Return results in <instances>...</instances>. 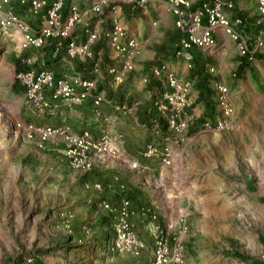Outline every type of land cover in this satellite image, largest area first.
<instances>
[{"label":"rangeland","instance_id":"374dc122","mask_svg":"<svg viewBox=\"0 0 264 264\" xmlns=\"http://www.w3.org/2000/svg\"><path fill=\"white\" fill-rule=\"evenodd\" d=\"M235 1L238 3L230 10L231 18H245V34L251 41L264 37L263 23L257 21L261 16L257 14L255 0ZM153 4L150 0L146 7L139 9L125 5L120 17L154 16ZM11 6L15 11L19 8L17 13L35 31L40 29L42 20L31 13L28 5L12 0ZM108 10L112 12L107 5L101 13L92 16L97 31L111 27L112 15L107 17ZM97 16L106 17L107 21L94 22ZM150 24L160 30L152 36L155 46H146L144 52L137 53L133 69L120 85L108 73V66L118 58L111 53L113 49L107 42L94 45V58L82 59L71 57L65 49L56 54L53 39L42 48L21 50L16 31L0 37V264H150L151 258L138 260L136 252L144 246L134 247L133 252L116 242L115 225L122 199L137 194L140 190L137 186H141L126 166L124 159L128 154L122 146L128 140L130 152L137 157L136 147L144 143L147 148L152 142L160 145L168 135L173 140L175 161L163 173L175 168L172 170L175 175L188 176L194 170L189 165L190 159L207 154L209 171L217 179L215 184L223 186L213 195L220 196L224 207L225 200L231 204L217 216L206 212L205 192L194 190L195 181L176 177L158 184L154 180L146 183L155 194L154 201L170 209L167 213L159 209V214L172 245V238L179 236L182 261L170 264H264V48L251 65L240 63L237 44L228 35H221L218 45L206 50L209 67L222 71L212 72L211 80L205 81L207 88L200 78L193 82L196 118L185 131L184 140L177 141L175 134L166 132L169 110L160 111L154 105L166 84L152 76L151 71L165 62L193 80L191 75L187 76L192 70L173 60L176 56L172 49L178 40L170 43L172 29L156 17ZM78 28L73 35L85 38L82 27ZM65 59L71 62V67L63 65ZM96 61L101 64L98 74L92 70ZM29 69L96 78L97 85L91 96H103L108 115L96 121L90 116L86 123L91 125L82 130H89L95 137L108 135L119 147V157L97 162L91 170L72 169L64 155L65 143L61 138L41 142L17 129V122L45 123L36 121L33 114L46 117L56 114H37L27 104L26 89L16 75ZM219 81H225L230 88L237 110L236 124L222 132L200 131L203 119H215L220 113L216 107L215 86ZM157 119L163 130L159 135L152 130ZM244 174L250 175V182L255 185L250 189L259 194L243 191L247 188L242 179ZM132 231L140 239V234L133 228ZM149 246L154 254V239Z\"/></svg>","mask_w":264,"mask_h":264},{"label":"built area","instance_id":"2783aa9c","mask_svg":"<svg viewBox=\"0 0 264 264\" xmlns=\"http://www.w3.org/2000/svg\"><path fill=\"white\" fill-rule=\"evenodd\" d=\"M150 0H93L86 9H81L79 3L68 0H19L28 5L31 13L42 20V25L35 31L11 6L12 0H0V37L9 31L19 34V48H42L49 39L56 41V54L65 49L74 58L91 59L95 56L94 45L99 42L107 44L116 52L117 62L108 66V73L116 84H123L134 67V60L141 49L139 37L130 32L120 17L123 6L132 9L144 8ZM257 11L264 18V0H255ZM169 11L175 18V25L180 32L173 53L183 59L188 68L194 67L196 49L208 50L218 45L217 32L222 30L233 39L241 56L240 63L251 65L259 57L264 48V37L259 36L251 41L245 34L247 22L243 16L231 18L229 10L235 7L229 0H166ZM111 6V27L97 31L91 18L102 12L105 6ZM82 27L85 38L80 40L73 31ZM101 54V51H98ZM31 61V60H29ZM93 73L98 74L101 64L96 61L92 65ZM217 72L215 66L209 67V72ZM152 76L164 80L166 87L160 97L154 102L157 109H168L166 115V132L175 134L177 141L184 140L185 131L194 123L193 80L187 78L167 63L161 62L152 68ZM236 75V74H235ZM18 81L26 89V102L37 114H55L61 105L73 106L83 102L96 88L97 79L82 74L57 75L49 69H29L16 75ZM147 80V78H145ZM216 107L219 115L205 118L201 122L200 131L222 132L231 130L236 124L237 110L230 97V88L222 81L216 82ZM103 100L101 94L95 95L94 103L99 105ZM16 128L24 130L28 138H38L41 142L61 138L64 143V155L69 167L78 170H91L97 162L120 155L119 147L113 144L109 136L104 134L93 136L89 130L73 133L64 125L52 126L34 122L16 123ZM156 135L163 132L157 119L152 128ZM173 140L166 136L162 144L152 142L143 153L146 157H156L160 160L161 172L170 168L174 161ZM136 170L143 168L140 160L131 162ZM140 212L148 217L147 230L155 242L154 254L150 264L180 263L179 236L171 237L160 222L159 212L151 206H142ZM134 213L132 201L125 197L118 209L115 225L117 244L126 250L143 247L144 243L132 231L131 216ZM137 254L139 251L136 252Z\"/></svg>","mask_w":264,"mask_h":264},{"label":"crops","instance_id":"0c3cea01","mask_svg":"<svg viewBox=\"0 0 264 264\" xmlns=\"http://www.w3.org/2000/svg\"><path fill=\"white\" fill-rule=\"evenodd\" d=\"M68 1H70V0H68ZM77 1L79 2V5L81 7H87L90 5V3L93 0H77ZM229 1H233L235 4V7L237 6V3H238L237 1H235V0H229ZM152 2H154L153 8H152V11L154 12V16H152L149 12V14H150L149 16L145 15L143 17H135V18L132 17L131 19H127L125 17L121 18L122 21L124 22V24L128 27V29L132 33L139 35L138 37L141 41V49H140L141 53L144 52V50H145L144 48L146 46L150 47V46L154 45L152 36L153 35L156 36L160 33L158 26H156V27L154 26V28H153L150 24V22L153 21L154 17L159 18V20L164 22L165 26L172 29V36H171L172 41L170 43H172L173 41L176 42L180 36V32L175 25V18L173 16V14L169 11L166 0H152ZM166 6H167V8H166ZM18 7H19V5H18ZM18 7H16L15 9H16V12L19 13ZM20 10L24 11V9H20ZM256 11H257V5H256ZM229 12H230V10H229ZM108 13L109 14L107 17L110 18V14L112 15V12L110 10H108ZM257 14L259 15L258 11H257ZM21 15L23 16V14H21ZM263 20H264V18L261 17L257 21L258 22L261 21L260 23H263V26H264V22H262ZM99 21H107V18L105 17V18L100 19V17L97 16L96 19L94 20V22H99ZM143 21H145V24ZM100 26H101V24H97V27H100ZM257 27H258V25H257ZM221 35L225 36L224 32L222 30H219L217 32L218 39H220ZM79 36H80V38H79L80 40L84 39L83 35H79ZM173 49H172V52H173ZM99 51H101V49H99ZM111 53L116 54V52L114 50H111ZM195 53H196V56H195L194 67L191 68L192 71L190 74H188L187 72L186 73H187V76L191 75L190 77H193V82H195L197 80V78L198 79L200 78L199 79L200 82L203 83V81H204L203 84H205L206 80H211L209 78V76L213 75L212 72H209V64L206 62L207 51L203 50V49H196ZM169 58H171V57H169ZM173 60H175L174 62H176V63L182 62V63L186 64V62L183 59H180L177 57L174 58ZM203 64H204V66H203ZM63 65H65L66 67L72 66L71 62L67 61L66 59H65V62H63ZM78 67L81 68L80 65H78ZM176 69H177V67H176ZM203 69H205V71H203ZM177 70H179V69H177ZM218 71L220 72L222 70L219 69ZM224 83H225V81H224ZM208 84H209V82H208ZM205 87L207 88V84H205ZM195 94H196V92L192 93V98L196 102L197 98H196ZM94 100H95V95H92V96L90 95L83 102L76 105L75 107L70 108L67 105H61L54 116L46 117V116H39V115H35V114H33V115H34L36 121L43 120V121H45L44 124L47 123V124H50L52 126L64 125V126L69 127V130L71 132L80 133L81 131H83L82 129H86L88 127V125H91V123H86L87 118H90V116H93L94 120L95 119L97 120V119H101V118L108 115V112H107L108 105H107L106 101L104 100L99 105H95ZM207 101H209V100H207ZM194 109L196 110L197 107ZM116 117L120 118L118 115H116ZM96 126H98V125H96ZM127 142H129V141L127 140ZM127 142H125V144L122 146L124 152H127V154H128L127 158L124 159L126 162V166H128V168H129L128 170L131 172V176L133 178H135L136 181H139L141 183V186H139V185L137 186L140 189V190H137V194H133V193L130 194V196H131L130 199L132 201V208L135 212L131 217L132 228L138 232V235L140 234L139 237L144 243V247L142 248L141 251H139L138 260L141 257H143L145 259H147V258L152 259L153 250L149 249L150 248L149 245H150V242H152L154 238H152L151 234L147 230V219H148V217L146 215L141 214L140 208L144 205H150L154 209H156L157 211H159V209L162 210L163 213H167L168 211H170V209L166 206H163L162 204H159L156 200L154 201L153 198H156L154 196L155 194L152 193V191L150 189V185L147 186L146 183L150 184L149 182L154 180V181H157V184H158V182L163 181V180L167 181L170 178H176L177 177V178L181 179L182 176L174 174V171H172V170L175 168H173L172 170H170L169 172H166V173L161 172L160 166H159L160 162H158V160L156 158H146L145 156H143V151L146 149V146L144 143L141 144L140 146L136 147L137 148L136 150H139V151H137L138 152L137 157L134 156L133 153L130 152V149H129L130 147H129ZM208 158L209 157L207 156V154L201 155L199 158H196V159L191 158L189 165H191V166L193 165L194 170L193 171L191 170L190 173L188 174V176L183 175V177L186 179L188 178L189 180H191L193 182L195 181L194 190L199 189L200 191L205 192V196L207 198L206 206H208L207 208L205 207L206 212H210V213L218 216V214L224 212L225 207H227L231 204H230L229 200L228 201L225 200V207H224L223 204H221L222 202L220 200V196L219 195H217V196L213 195V194H215V192L218 193V191H221L223 186H219L218 184H215L217 179L214 178V177H216L214 175V173L210 172L211 170L209 169V166H208V161H209ZM134 160H140L143 168L140 170L133 169L131 167V162ZM197 162H198V164H197ZM242 176H243L242 179L245 180V183H246L245 187H247V188H244L243 191H245L249 194H259L258 192L256 193L255 191L250 189V188L255 187V185H253L250 182L251 181L250 175L247 176V174H244ZM198 183H200L199 186H198ZM251 191H253V192H251ZM179 208L181 209V207H179ZM195 210L198 211L197 206L195 207ZM159 213H160V211H159ZM149 252H150V254H149Z\"/></svg>","mask_w":264,"mask_h":264}]
</instances>
